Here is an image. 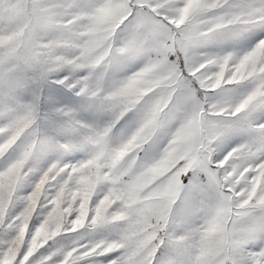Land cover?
I'll return each mask as SVG.
<instances>
[{
	"label": "snow or ice",
	"instance_id": "snow-or-ice-1",
	"mask_svg": "<svg viewBox=\"0 0 264 264\" xmlns=\"http://www.w3.org/2000/svg\"><path fill=\"white\" fill-rule=\"evenodd\" d=\"M0 264H264V0H0Z\"/></svg>",
	"mask_w": 264,
	"mask_h": 264
}]
</instances>
